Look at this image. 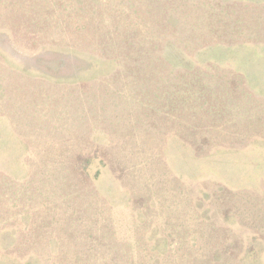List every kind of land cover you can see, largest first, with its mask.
Returning <instances> with one entry per match:
<instances>
[{"label":"rangeland","instance_id":"374dc122","mask_svg":"<svg viewBox=\"0 0 264 264\" xmlns=\"http://www.w3.org/2000/svg\"><path fill=\"white\" fill-rule=\"evenodd\" d=\"M0 264H264V0H0Z\"/></svg>","mask_w":264,"mask_h":264}]
</instances>
